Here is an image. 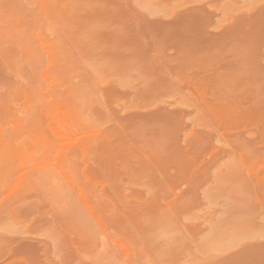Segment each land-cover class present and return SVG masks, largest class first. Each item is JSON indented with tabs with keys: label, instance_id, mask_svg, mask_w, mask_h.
<instances>
[{
	"label": "rangeland",
	"instance_id": "374dc122",
	"mask_svg": "<svg viewBox=\"0 0 264 264\" xmlns=\"http://www.w3.org/2000/svg\"><path fill=\"white\" fill-rule=\"evenodd\" d=\"M0 264H264V0H0Z\"/></svg>",
	"mask_w": 264,
	"mask_h": 264
}]
</instances>
